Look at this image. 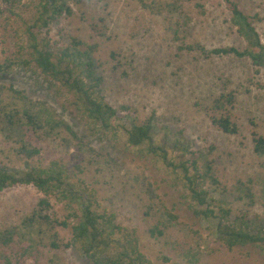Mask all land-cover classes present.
<instances>
[{
	"label": "rangeland",
	"instance_id": "374dc122",
	"mask_svg": "<svg viewBox=\"0 0 264 264\" xmlns=\"http://www.w3.org/2000/svg\"><path fill=\"white\" fill-rule=\"evenodd\" d=\"M38 1L17 0L13 8L0 0V63L21 58L20 46L27 44L25 29L36 15ZM173 1L82 0L72 5V16L52 22L47 37L54 48L66 45L70 36L99 44L93 58L97 74L104 80L101 94L110 105L128 109H121L111 127L103 130L77 109L73 95L50 82L36 67L14 66L0 74V166L15 172L25 170L26 164L45 166L60 161L70 171L76 188L93 189L100 209L135 230L140 250L152 264H264V251L259 248L229 251L216 239L213 228L217 221L195 213L205 207L191 200L180 169L174 171L159 157L146 155V150L140 153L126 143L131 122L150 118L153 146L166 152L169 161L175 164L191 157L175 145L177 140L212 161L215 175L227 189H233L237 180L251 179L257 200L249 210L250 222L264 225V158L253 152L249 134L250 129L264 134L263 70L249 58L209 53L229 46L243 50L246 45L230 28L224 0H182L171 12L167 4ZM232 1L244 13L261 18L256 28L264 44V0ZM196 43L204 51L182 49ZM111 52L121 63L117 70ZM9 86L28 99L16 98ZM222 91L236 95L234 112L241 135L218 131L207 116L205 108ZM12 107L39 114L44 128L33 130L25 123L8 129L2 119ZM46 108L72 132L62 127L51 129L44 120ZM23 145L39 149V153L30 157L21 151ZM202 162L199 159V165ZM75 165L83 172H77ZM41 197L32 185L17 184L0 191V230L10 229L13 239L6 255L13 264L16 259L21 264H92L77 248L63 247L71 240V225L76 221L68 217L73 207L66 201L51 197L54 217L67 219L69 227L46 230L43 236L20 227L24 215ZM226 200L233 209L232 217L240 214L243 204L228 194ZM165 212L177 215V220L163 235L153 237L149 230L166 222ZM53 240L58 248L51 245ZM22 249L28 250L24 260ZM4 262L0 253V264Z\"/></svg>",
	"mask_w": 264,
	"mask_h": 264
},
{
	"label": "trees",
	"instance_id": "16d2710c",
	"mask_svg": "<svg viewBox=\"0 0 264 264\" xmlns=\"http://www.w3.org/2000/svg\"><path fill=\"white\" fill-rule=\"evenodd\" d=\"M11 7H16L17 0H4ZM182 0H174L167 4L171 12L178 8L177 3ZM82 0H39L36 6V15L30 25L26 26V46H20L21 58L16 60L6 59L0 63V74L10 71L14 66L33 65L50 82L56 83L60 88L65 89L75 98V105L82 114L93 124L101 129H109L113 120L118 118L121 109H128L127 106L116 108L105 101L101 94L103 77L97 74L96 64L93 58L99 44L89 43L81 38L70 36L69 42L59 48H54L47 37L52 22L62 16L74 14L72 5H78ZM226 9L230 12V28L240 36L246 43L243 50L234 46L221 47L210 50L211 55L224 56L234 55L239 58H249L251 63L263 70L264 77V44L256 28V23L261 19L258 14L249 15L244 13L232 0H224ZM14 14V12L12 11ZM104 36V34H102ZM192 50L195 48L204 51L199 43L193 46H183L182 49ZM115 52L110 53L112 61H116L114 70H117L121 63L116 59ZM258 72V71H257ZM126 75L125 73H123ZM3 89V87H1ZM8 90L16 98L28 99L22 91L8 87ZM236 95L233 91H222L213 100L211 105L205 108L211 124L218 131L228 135H241V127L237 122L235 114ZM45 123L53 128H65L72 132L71 127L63 119H55L54 112L44 110ZM43 119L39 114H32L27 108L22 110L11 108L5 112L2 122L8 129L16 126L22 127L25 123L33 130L42 129ZM25 120V121H24ZM5 121V122H4ZM253 128L256 124L249 120ZM5 127V126H4ZM250 140L253 152L260 158H264V134L255 129H250ZM154 126L150 118L141 123L131 122L127 130L126 143L140 153L147 151L162 159L167 167L173 170L180 169L182 172V183L189 191L190 198L204 209L196 211L205 219H214L213 232L216 239L229 251L244 247H257L264 251V225L251 223L249 210L256 204L254 183L251 179L247 182L237 180L233 189H227L215 175L212 164L206 156H200L197 151H190L187 145H182L176 140L175 145L181 146L183 153L191 154V157L173 163L168 160L166 152L160 147L153 146L152 137ZM28 156L39 153V149H27L24 145L22 150ZM199 159H203L199 165ZM25 170L15 172L6 166H0V191L17 184L32 185L43 194L31 211L24 215L21 221V228L29 231H37L45 235L47 231H53L56 227H69L67 219L59 220L53 215L51 197L58 201H66L73 207V212L68 217L76 218L71 225V240L63 244L64 248L74 247L81 255L92 264H152L151 261L141 252L139 240L135 230L128 229L117 222L116 215L104 209H100L94 190L88 186L78 185L71 181V173L58 160L49 164L30 165L26 164ZM77 172L82 173L83 168L75 165ZM98 170V169H97ZM72 175H77L72 172ZM264 183V181H263ZM77 190V191H76ZM214 194H219L216 198ZM226 194L233 197L236 202L243 204L240 214L234 217L231 204L226 200ZM261 195L264 196V188ZM52 211V212H51ZM147 214V212H146ZM166 222H159L150 228L149 232L153 237L161 236L177 220V215L172 212H165ZM53 237H57L56 232ZM12 231L0 230V253L5 264H13L6 255L7 247H11ZM54 248L59 244L51 241ZM28 250L22 249L21 260L28 256ZM18 256V254H16ZM21 264V261H15ZM23 262V261H22ZM24 264V263H22ZM37 264V263H36Z\"/></svg>",
	"mask_w": 264,
	"mask_h": 264
}]
</instances>
